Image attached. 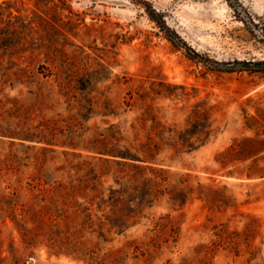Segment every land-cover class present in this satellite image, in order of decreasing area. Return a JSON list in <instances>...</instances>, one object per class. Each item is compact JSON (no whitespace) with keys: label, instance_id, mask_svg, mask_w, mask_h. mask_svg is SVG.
<instances>
[{"label":"rangeland","instance_id":"rangeland-1","mask_svg":"<svg viewBox=\"0 0 264 264\" xmlns=\"http://www.w3.org/2000/svg\"><path fill=\"white\" fill-rule=\"evenodd\" d=\"M263 63L264 0H0V264H264Z\"/></svg>","mask_w":264,"mask_h":264},{"label":"trees","instance_id":"trees-1","mask_svg":"<svg viewBox=\"0 0 264 264\" xmlns=\"http://www.w3.org/2000/svg\"><path fill=\"white\" fill-rule=\"evenodd\" d=\"M154 14V13H152ZM153 21L156 22L157 24L158 21H156L154 18L155 16L152 17ZM162 24V23H161ZM172 44L175 45L174 41H170ZM261 66H264V63L261 64ZM51 75H49V77H51ZM69 78H73L70 79V84L68 85V89L67 90H72V92L76 95L77 97V103H78V109H79V114L78 116H80L81 118H83V121L88 122L90 120V118H92L93 115H95V109L93 107V93L95 92L94 89V83H95V79H94V75L91 72H86L84 74L75 76V77H69ZM63 75L61 74H56L54 75V79L53 82L54 84H60L61 82H63ZM85 116V117H83ZM103 116H108L107 114L103 115ZM36 131V130H35ZM45 131V130H44ZM44 134V133H42ZM30 135L27 137H24V139H18L20 141H24V142H29V143H37V144H41L44 145L45 149L44 151L48 152V153H54L55 151L52 149L54 147H58V148H73L72 145H66V143H61V145H57L56 140H58L59 136H54L51 133H48V135ZM187 134L188 131H187ZM1 137H7L4 135H0ZM189 136V135H188ZM172 141H174L171 138ZM175 141L177 142L178 145H180V147H182L183 149H187V151H192V150H196L198 147H194L193 143H189V141L186 139H184L183 137H176ZM171 143V142H170ZM117 145H115L113 147V149L103 155L105 156H109L112 157L114 159H119L124 161V163L128 164L129 167H134L137 166L136 164H145L148 165L147 169L149 170H153L151 167L149 166H159L162 165L161 163H164V161H161V155L160 153H158V148L157 151L155 152H147L146 155H142L141 152H143L142 147H135L134 145L130 144L129 146H120V144H124V141L120 140L116 143ZM169 147H171V144L169 145ZM67 155V154H64ZM144 156V157H141ZM164 158V157H163ZM116 222V221H113ZM114 227H123L118 225L117 223H113ZM125 226V225H124Z\"/></svg>","mask_w":264,"mask_h":264},{"label":"water","instance_id":"water-1","mask_svg":"<svg viewBox=\"0 0 264 264\" xmlns=\"http://www.w3.org/2000/svg\"><path fill=\"white\" fill-rule=\"evenodd\" d=\"M238 66H243V65L239 64ZM222 67H223L222 65L219 66V68H222Z\"/></svg>","mask_w":264,"mask_h":264}]
</instances>
